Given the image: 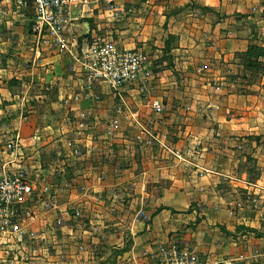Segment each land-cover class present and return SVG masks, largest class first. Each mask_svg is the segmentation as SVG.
I'll return each mask as SVG.
<instances>
[{
  "label": "crops",
  "instance_id": "0c3cea01",
  "mask_svg": "<svg viewBox=\"0 0 264 264\" xmlns=\"http://www.w3.org/2000/svg\"><path fill=\"white\" fill-rule=\"evenodd\" d=\"M115 4L120 19L103 0H76L60 53L32 33L31 5L0 0V127L10 124L35 159L36 148L52 158L63 152L54 173L72 184L58 197L66 227L52 249L63 248L66 262L45 264H161L158 248L174 240L204 264H264V206L254 212L242 203L231 213L250 186L248 160L264 186V76L245 87L229 81L250 46L264 48V0ZM99 39L149 55L153 80L117 90L92 82L85 54ZM145 132L152 146L136 140ZM68 141L80 157L63 149ZM1 149L0 170L17 168ZM72 209L83 222H72Z\"/></svg>",
  "mask_w": 264,
  "mask_h": 264
},
{
  "label": "rangeland",
  "instance_id": "374dc122",
  "mask_svg": "<svg viewBox=\"0 0 264 264\" xmlns=\"http://www.w3.org/2000/svg\"><path fill=\"white\" fill-rule=\"evenodd\" d=\"M143 53L147 55L145 52ZM147 56L149 57V55ZM148 66L151 72L150 77L144 78V76H140L136 83H148V81L153 80L154 72L151 61ZM263 71L264 68H256L254 71L246 70L244 63H242V68L238 72H233L229 81H231V83H236L235 81H237L241 83L242 87H245L247 84L251 86V84L254 85L259 82L261 77L264 76L262 73ZM234 86L238 87V84H234ZM154 101L162 103L158 99H153L151 101L153 112L159 116L163 115L165 111L163 104L162 113H157L153 108ZM190 106L191 105H187L186 107L188 111L192 110ZM87 116V113L81 112L76 118L75 124L80 130L85 128V120L87 119ZM0 128V136L2 137V143L0 144V147H2L1 155L5 157V160L17 162L20 166L14 169L11 167L10 170L8 167H5L4 170L0 171L8 175H17L24 178L32 187L31 195L18 200L13 208L16 215H18L16 223L19 231H12L11 229L6 228L0 229V247H5L6 249L4 251L7 254L4 258L0 257V264H11V262H14L15 264L21 262L33 264V260L36 263L39 262L45 264L46 261L55 257L58 262L64 263L66 262V251L61 247L52 250L55 246H59L53 244L54 238L58 240L59 234L63 232V228L66 227L65 218L56 212L57 201H59L58 197L63 192L68 191L70 185H72L67 179L65 181L59 180L60 177L58 178L57 174L54 173V170L57 169L56 167L62 162L63 152H60L59 157L52 158L48 155L46 157V152H41V148H36L34 153L40 151L38 152V159H35L33 158V155L25 152L24 148L23 150L21 149V144L19 142L20 138L15 134L14 129L10 124L3 125V127ZM145 134L137 135L136 140L143 143V145L152 146L154 140L153 136L150 135V132H145ZM65 147L63 149L67 151V154H69L70 157H72V155L74 157H80L82 155L81 148L78 144L72 141H68L65 144ZM190 151L194 155L197 153L196 148ZM43 154L45 155L43 156ZM66 159H69V157H66ZM28 160H32V164H29L27 162ZM35 162H38L39 167H36L37 165ZM245 169L248 173L247 182L250 183V186L246 185V191L241 192L240 202L235 203L233 210H231V213L233 214L235 208L243 209V204L246 203L251 206V209L254 212H260L264 206V186L256 182L260 176L255 170V167L253 168L252 160L247 161ZM82 190L86 191L85 188H82ZM68 214H70L72 222H83V214L80 210L72 209ZM137 217L143 219L147 218L144 213H139ZM14 250H16V256L12 255ZM159 250L160 249L158 248V253ZM9 259H11V261H9ZM109 264H113V262H110Z\"/></svg>",
  "mask_w": 264,
  "mask_h": 264
},
{
  "label": "built area",
  "instance_id": "2783aa9c",
  "mask_svg": "<svg viewBox=\"0 0 264 264\" xmlns=\"http://www.w3.org/2000/svg\"><path fill=\"white\" fill-rule=\"evenodd\" d=\"M19 8L31 5L34 9L32 33L41 46H48L60 53L68 50L69 43L65 37V24L76 0H11ZM105 9L111 11L114 19L122 14L115 0H103ZM89 61L91 81L102 82L112 89H121L136 83L140 76L149 78V57L138 50H120L115 43L105 39L94 42L85 54ZM157 113H162L159 101L153 102ZM32 193L31 185L17 175H8L0 171V229L19 231L13 210L15 203ZM9 211V212H8ZM137 219H143L138 217ZM158 257L161 264H204L197 253L189 246L177 241L169 242L159 248ZM217 264H234L225 261Z\"/></svg>",
  "mask_w": 264,
  "mask_h": 264
},
{
  "label": "trees",
  "instance_id": "16d2710c",
  "mask_svg": "<svg viewBox=\"0 0 264 264\" xmlns=\"http://www.w3.org/2000/svg\"><path fill=\"white\" fill-rule=\"evenodd\" d=\"M243 63L246 70L254 71L256 68L263 69L264 67V48L259 46H250L243 54ZM264 74V71L262 72Z\"/></svg>",
  "mask_w": 264,
  "mask_h": 264
}]
</instances>
